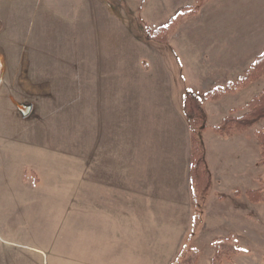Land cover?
I'll use <instances>...</instances> for the list:
<instances>
[{"label": "rangeland", "instance_id": "obj_1", "mask_svg": "<svg viewBox=\"0 0 264 264\" xmlns=\"http://www.w3.org/2000/svg\"><path fill=\"white\" fill-rule=\"evenodd\" d=\"M86 32L68 21L65 0L59 5L56 0H0V116H12L9 125L17 129L3 138L17 145L11 157L1 152L0 135V239L73 240L68 246L39 245L49 256L46 264H98L91 259L102 250L107 260L113 257L106 264H175L177 259L212 264L221 240L235 251L221 264H264V202L254 203L246 195L264 183V146L257 139L264 121L226 143L211 129L198 131L212 188L195 197L189 189L192 119L184 107L188 94L183 87L162 78L160 69L146 73L137 63L131 84L118 89L113 132L112 126H101L103 117L97 115V106L106 103L95 101L96 94H108L111 87L56 85V71L28 67L41 60L40 54L19 53L24 46L53 40L47 38L50 34L77 50ZM144 56L139 52L137 58ZM72 66L68 77L75 73L79 83L81 65ZM22 107L30 108V114ZM37 131L45 135L34 137ZM46 146L63 153H51ZM102 158L119 159L121 175H153V185L161 179L170 188L152 190V199H137L136 235L130 244L100 246L95 235L80 230L82 222L102 217L86 213L80 188L83 169L96 173ZM14 248L0 241V253L18 252Z\"/></svg>", "mask_w": 264, "mask_h": 264}, {"label": "crops", "instance_id": "obj_2", "mask_svg": "<svg viewBox=\"0 0 264 264\" xmlns=\"http://www.w3.org/2000/svg\"><path fill=\"white\" fill-rule=\"evenodd\" d=\"M65 3H68V21L79 24L84 32L87 31L82 35V47L72 50L55 40L59 35L54 34L52 37L50 34L47 38L53 40L24 46L19 53L40 54L41 60L35 59L33 65L27 64L28 67L56 71V85L111 87L108 94L95 95L96 102L106 103L97 106V115L103 117L101 126L105 129L112 126L115 132L114 121L118 113L115 105L121 101L118 89L131 84L137 63L146 73L160 69L162 78L169 79L177 87H183L184 94L197 95L202 98L201 101L204 99L201 105L210 128L221 123L226 116L247 113L249 103L264 90V77H261L246 87L226 91L218 99L205 98L212 90L237 83L252 68L257 58L264 54V0H206L197 14L182 18L165 40L150 36V31L169 24L182 9L196 5L197 0H65ZM57 4L59 0H56ZM38 38H44V35L40 34ZM139 52L145 53V56L138 60ZM46 55L50 56L48 62L44 60ZM154 56L157 60H154ZM75 62L81 65L79 83L75 73L68 77V69L71 73ZM92 72L96 74L93 76ZM101 112L105 114L101 115ZM10 117L6 113L0 116L1 152L6 157H11V150L17 146L14 140L3 142L5 136L8 139V135L17 130L16 125H9ZM213 133L223 143L232 137ZM16 134L20 133L17 131ZM32 135L42 137L40 131ZM44 148L54 154L63 153L56 147ZM100 161L98 164L102 168L99 166L96 173L89 174L90 169H83L80 188L86 213L95 211L102 217L96 223L82 222L80 230H86L87 236L95 235L96 239H92L100 246L130 244L136 235L137 199H152V190H168L169 185L161 184V179H157L153 185L155 179L149 174L143 178L131 173L121 175L117 168L119 159L102 158ZM108 166L111 168L108 169ZM38 174L42 182L43 176ZM191 188L192 183L189 184L190 193ZM149 206L146 203L147 212L149 208L151 212ZM0 241L15 246L13 250L18 251H2L0 264H46L49 256L39 245L68 246V242L73 240L68 237L64 240H32L23 243L4 238ZM17 245L27 247L32 252L24 253V248H17ZM105 252L102 250L101 256L91 260L98 264L109 263L113 257L107 260Z\"/></svg>", "mask_w": 264, "mask_h": 264}, {"label": "trees", "instance_id": "obj_3", "mask_svg": "<svg viewBox=\"0 0 264 264\" xmlns=\"http://www.w3.org/2000/svg\"><path fill=\"white\" fill-rule=\"evenodd\" d=\"M206 0H197L196 5L185 7L182 9L169 24L159 28L155 31H150V36L159 39H166L167 35L175 28L178 22L189 15H195L200 11L201 6ZM264 77V54L259 56L252 68L241 77L237 83L229 84L226 88H217L208 92L205 95L206 99H218L226 91H235L238 88L246 87L255 80ZM185 110L189 117L192 119V136H191V183L195 197L207 195L212 188V179L207 167V160L205 157V150L202 142L198 137V131H207L211 129L216 134L222 137H231L238 133H244L254 128L259 122L264 121V90L256 96L249 106V111L242 116L229 115L226 116L221 123L212 126L207 125V116L201 106V99L194 94H188ZM259 143L264 146V130L260 131L257 135ZM238 193L239 190H237ZM247 197L254 203L264 202V183L258 189H249L246 192ZM227 241H220L219 248L215 254L212 264H221L223 259L234 250ZM181 259H177L175 264H181Z\"/></svg>", "mask_w": 264, "mask_h": 264}, {"label": "water", "instance_id": "obj_4", "mask_svg": "<svg viewBox=\"0 0 264 264\" xmlns=\"http://www.w3.org/2000/svg\"><path fill=\"white\" fill-rule=\"evenodd\" d=\"M22 110L24 111V113H25L26 115H29L30 112H31V109H30V108L22 107Z\"/></svg>", "mask_w": 264, "mask_h": 264}]
</instances>
